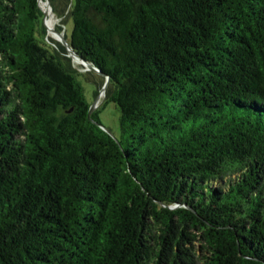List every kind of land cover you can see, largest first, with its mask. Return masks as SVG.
I'll return each instance as SVG.
<instances>
[{"label": "trees", "instance_id": "16d2710c", "mask_svg": "<svg viewBox=\"0 0 264 264\" xmlns=\"http://www.w3.org/2000/svg\"><path fill=\"white\" fill-rule=\"evenodd\" d=\"M50 3L119 133L0 0V264H264V0Z\"/></svg>", "mask_w": 264, "mask_h": 264}, {"label": "rangeland", "instance_id": "374dc122", "mask_svg": "<svg viewBox=\"0 0 264 264\" xmlns=\"http://www.w3.org/2000/svg\"><path fill=\"white\" fill-rule=\"evenodd\" d=\"M53 15H54V18L56 20L55 25L65 28L66 34L69 35L71 28H72V23H71V20H69V18L66 16V13H64V16L61 19H59L54 13H53ZM46 31H47V35L49 37H51L53 40L58 41L57 37H56V39H54L52 36L49 35L47 28H46ZM61 33L64 36L65 31L63 30V31H61ZM74 64L78 67V71L83 76L86 75V78L83 76L80 77V82H81V85L83 86L87 100L92 104L95 100V98H93V91L96 89V83L93 80L87 79L89 77V75L86 72L89 70H87V68L85 66L83 67L82 64L77 63L75 60H74ZM81 65L83 68H80ZM99 93H100V96L98 98V102L96 103V108L101 105L99 108V111H98L99 121L103 125V127L106 131H110L111 134H113V135H118V133H119V121H118L119 111L116 108V106L111 102H107V103L103 104L105 93L101 92V89H100Z\"/></svg>", "mask_w": 264, "mask_h": 264}, {"label": "water", "instance_id": "95a60500", "mask_svg": "<svg viewBox=\"0 0 264 264\" xmlns=\"http://www.w3.org/2000/svg\"><path fill=\"white\" fill-rule=\"evenodd\" d=\"M47 5L49 8H51V3H50V0H47ZM43 11V10H42ZM44 14V12H43ZM43 25L46 27L45 23H44V16H43ZM47 28V27H46ZM48 30V28H47ZM52 33L58 35L57 36V40L58 42H60L67 50L68 54L74 58L76 57L83 66H85L87 68V70H90V71H96L95 68L89 64L88 62H86L84 59H82L80 56H78L74 51L73 49L71 48V46L68 44L67 40L65 39V37L63 36V34L59 31H57L56 29L52 30ZM106 84H107V80L105 81L104 85L102 86L101 88V92H104L105 91V87H106ZM100 96V93H98V95L96 96L94 102L90 105V108H89V111H88V115L90 116V114L94 111V109L96 108V103L98 102V98ZM97 125H99L101 128L104 129L103 125L101 123H98L96 122ZM105 130V129H104ZM106 131V130H105ZM107 133H109L111 136H114L113 134H111L110 131H106Z\"/></svg>", "mask_w": 264, "mask_h": 264}, {"label": "bare ground", "instance_id": "6f19581e", "mask_svg": "<svg viewBox=\"0 0 264 264\" xmlns=\"http://www.w3.org/2000/svg\"><path fill=\"white\" fill-rule=\"evenodd\" d=\"M40 1V7L43 9V11L45 12V14L48 16V19H49V23L47 25V28H48V32H49V35L52 36L54 39H56V37L58 35L52 33V30L55 29L56 25V20L54 18V15H53V12L51 10V8L48 7V5L44 4V2L42 0H39ZM45 3H47V1H45ZM77 63L81 64V62L76 58L74 57L73 58ZM84 67V66H83Z\"/></svg>", "mask_w": 264, "mask_h": 264}]
</instances>
